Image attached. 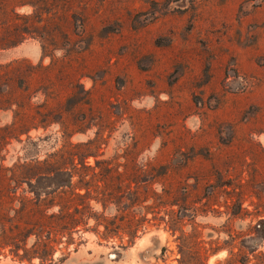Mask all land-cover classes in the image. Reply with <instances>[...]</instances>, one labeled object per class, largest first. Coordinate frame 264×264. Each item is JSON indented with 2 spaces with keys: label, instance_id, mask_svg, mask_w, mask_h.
Returning <instances> with one entry per match:
<instances>
[{
  "label": "rangeland",
  "instance_id": "obj_1",
  "mask_svg": "<svg viewBox=\"0 0 264 264\" xmlns=\"http://www.w3.org/2000/svg\"><path fill=\"white\" fill-rule=\"evenodd\" d=\"M0 264H264V0H0Z\"/></svg>",
  "mask_w": 264,
  "mask_h": 264
}]
</instances>
